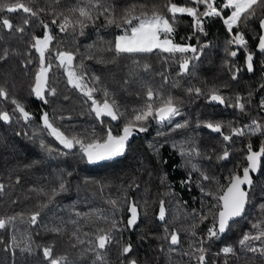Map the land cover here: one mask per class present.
<instances>
[{"label": "trees", "instance_id": "1", "mask_svg": "<svg viewBox=\"0 0 264 264\" xmlns=\"http://www.w3.org/2000/svg\"><path fill=\"white\" fill-rule=\"evenodd\" d=\"M116 9V14H122L123 9L136 6V15L141 11L151 12L156 6L166 16L164 5L166 0H109ZM182 5L184 0H174ZM77 3V0H33L34 8H43L44 12L39 17L30 18L28 25H23V20L28 14L22 11L0 13V18L7 17L14 25L25 28L23 33L14 29L0 28V54L8 50L6 59H0V86L4 87L10 97L20 101L25 109L32 114V119L25 122L19 113H13V105L9 100L0 98V109L13 115L11 122L0 121V183L5 185L0 193V217L24 214L25 220L19 219L6 229L0 230V264H48L43 256L44 246H53V255L58 257L66 255L69 264H93L94 255H82V250L87 244L77 245L70 233L77 226L84 232H94L97 227L107 228L103 220L95 216L90 218L77 217L76 213L99 212L104 215L114 216L122 221V231H114L115 240L122 243L130 242L133 246L127 256L120 254V245L112 243L104 251L107 264H122V261L135 259L137 264H198L195 251L200 246L199 241L204 240L203 246L208 250L205 264H264V256L259 252L253 253L247 248H242L238 241L245 232L256 234L251 227L253 223L264 221V167L260 171L250 173L253 187L249 191V203L245 206V215L237 218L231 229L220 239L207 240V228L211 224V217L203 222L199 216L206 215L211 205L216 204L212 196L201 192L200 186L205 191L216 193L215 181H204L199 172H192L191 166L185 167L188 157L181 156L173 145L185 144L193 146L202 153L212 156L211 160L192 157V163L215 177L221 185H227L228 178L233 170L240 174L242 168L247 166L244 159L247 155V145L251 143L253 150H259L264 141L261 133L253 134L252 128L256 124H264V109L260 107L264 101V54L255 53L254 45L257 41L259 16L240 24L234 31H242L248 41V47L255 54L253 57V71L247 74L243 67L245 53L238 46H230L237 50L238 55L233 58L226 54V41L229 33L220 18H205V31L193 35L192 18L187 14H177L178 22L174 33L177 43H188L194 46L207 45L200 54L199 60H193L189 66V73L177 76L178 65L172 59L166 60L167 53L154 51L149 54H138L134 58L128 55L116 56L114 51H109L110 41L122 34L124 25L117 27L115 24L107 25L101 17L94 24H89L83 30L74 32L70 27L66 32H61L57 25L51 23L55 18L52 9L58 13ZM203 10V6H200ZM228 11V10H226ZM259 13V9H257ZM43 23L49 25L50 34L54 39L50 45L49 56L53 67L48 74V87L56 90L55 95L46 93L48 103L45 104L32 92L34 75L39 66L38 53L30 47L32 37H43L45 29ZM59 23V21H58ZM135 24L136 21H133ZM182 37H191L182 40ZM57 50L71 51L75 55L74 66L84 65L87 73L85 81L89 87L97 89L93 93L98 101L103 100V89L106 88L120 106V110L130 111L140 107L145 100L139 81L148 80L155 87L178 98L179 114L170 121L158 123L151 120L146 132L137 130L130 138L125 154L113 160L97 164H88L81 157L79 146L72 150L63 149L61 145L43 129L41 117L44 112L49 114L54 124L67 135H77L82 139L104 138L110 128L114 135L119 134L124 119L111 120L102 117V121L91 112V101L87 100L79 90L67 82V76L62 68L57 65L55 52ZM179 55V54H177ZM191 56V53L185 54ZM139 61V65L133 63ZM31 60L32 63H28ZM114 60V62H112ZM231 61L235 67L225 65ZM151 67L145 71L144 64ZM240 69L236 72V69ZM233 72L236 79H232ZM158 73H165L169 80L167 84ZM100 77V82H91V76ZM125 80L129 81L125 84ZM178 82L179 87H172ZM216 86L225 98L223 106L207 104L206 96L188 94L189 87H200L205 92ZM251 94V95H249ZM239 95L245 103V111L233 107L235 97ZM223 121L231 122L234 127L244 128V136H233L231 142L223 141L219 133L200 124L198 121ZM188 122L187 127L172 131L175 124ZM222 131L229 133L227 127ZM158 132L164 135H157ZM53 149L49 153L40 146V140ZM227 144L229 157L217 160L216 155L222 151V145ZM162 145V147H161ZM155 146V147H150ZM215 150V151H213ZM264 161V158H262ZM191 172V181L188 180ZM71 173V175H68ZM62 177L67 184V191L58 195L54 201L41 210L36 225L27 223L28 215L35 211L38 204L47 203V198L34 189H43L49 192L58 187ZM19 178V183H17ZM138 206L139 219L132 231L124 230L126 208L129 202ZM115 201V205L111 203ZM160 201L164 202L165 219H159ZM74 219L78 225L65 224L66 231L54 234L45 226L58 225L61 220ZM195 223L194 231L197 236L191 235V225ZM168 228L169 234L175 230L179 236V243L170 245L164 239V229ZM16 237L15 246L12 237ZM30 245L32 251L21 249ZM226 245H232L233 254L225 256L220 252ZM253 247H261V241H252ZM189 253V255H185ZM219 253V255H217ZM99 264V262H97Z\"/></svg>", "mask_w": 264, "mask_h": 264}, {"label": "snow or ice", "instance_id": "2", "mask_svg": "<svg viewBox=\"0 0 264 264\" xmlns=\"http://www.w3.org/2000/svg\"><path fill=\"white\" fill-rule=\"evenodd\" d=\"M33 0H0V13L8 12L14 13L22 11L28 14V17L23 20V25L30 23V18L39 17L40 13L44 12L43 8H34L32 6ZM56 4L60 3V0H55ZM200 6H203L201 10ZM167 13L170 16H166L156 6H153L151 12L141 11L139 15H136V6H130L123 9L122 14L117 15L116 9L109 0H77V3L66 10L59 11L52 9L55 18L52 19L51 23L57 25L61 32H66L70 27L75 32L77 28L81 35L83 30L88 27L89 24H94L101 17L107 25L115 24L117 27H124L122 35H116L114 41L108 42L110 47L109 51H114L118 57L120 55H128L135 57L138 54H149L154 51L167 53L168 57L165 59H172L173 63L178 65L177 76H183L189 73V66L193 60H199L200 54L203 52L207 45H201L199 47L188 43H177L174 39V33L178 22L177 14H187L192 18V24L190 27L193 28V35L196 33H203L207 35L205 31V18L217 17L223 21L228 33L229 39L226 41L225 52L228 56L235 58L238 55L237 50H231L230 46H238L243 49L245 53V64L247 71L252 72L253 69V57L254 52L249 49L248 41L245 38V34L242 31H234L238 29L240 24L246 23L248 20L259 16V28L260 33L257 36L258 43L256 45L257 50L264 54V0H184L182 5H178L174 0H166L164 5ZM259 9V13L257 12ZM226 10H230L226 11ZM59 21V23H58ZM133 21H136L134 24ZM45 29L43 37L33 36L30 47L38 53L39 66L34 75V83L31 87V92L45 104L48 103L46 99V93L55 95L56 90L48 87V74L51 71L53 64L49 56L46 53H50V45L54 39L53 35L50 34L49 25L43 23ZM0 28L8 29L9 31L15 30L16 32L23 33L25 28L20 25H14L11 20L7 17L0 18ZM182 40H190L191 37H182ZM191 53V56L185 55ZM179 54V55H177ZM8 56V50L4 49L0 54V59H6ZM55 60L59 62L57 65L62 68L67 76V82L73 88L79 90L88 101H91V112L95 114L98 120L102 121V117H109L111 120L124 119L123 127L119 134L114 135L112 130H107L104 138H93L85 140L77 135L69 136L59 127L54 124V121L50 119L49 114L44 112L41 120L43 123V129L47 134L53 137L63 149L72 150L77 145L81 153V157L86 160L88 164H97L103 161L113 160L125 154L126 146L133 136L134 131L146 132L148 125L151 120H156L158 123L170 121L172 117L179 114L178 98L172 95L170 92L166 93L161 87H155L152 82L148 80L139 81L140 88L145 96L144 103L138 107L133 108L130 111H121L116 99L112 97L109 91L104 88L103 100L98 101L94 98L93 93L97 91L94 87H89V84L85 81L87 73L84 71V65L74 66L75 55L71 51L57 50L55 52ZM114 62V60L112 61ZM28 63H32L31 60ZM133 63L139 65V61L133 59ZM226 66H230V70L235 65L226 60ZM149 64H144L143 68L145 71L150 69ZM240 69H236L238 72ZM163 79V83H168V76L165 73H158ZM91 82L97 84L100 82V77L92 75ZM232 79H236V74L233 72ZM129 81L125 80V84ZM172 87H179V83L175 82ZM188 94L195 93L197 96L205 95L209 102H218L225 104V98L220 94L219 88L212 86L205 92L200 87H189L186 89ZM251 95V94H249ZM0 98L9 100L14 106L12 109L13 113H19V117L25 122H29L32 119V114L27 111L24 105L15 99L10 97L8 91L0 86ZM242 97L236 95L235 103L231 106L238 108L240 111H245V103L241 102ZM260 107L264 109V101L261 102ZM13 115L8 111L0 109V121L11 122ZM203 124L204 127L210 129L212 132L219 133L223 141L231 142L233 136H244V128L234 127L231 122L225 124L223 121H198L197 126ZM255 127L249 125L246 127L252 128L253 134L261 133L264 134V126L253 122ZM188 122L175 124L172 131L187 127ZM227 127L229 133L225 134L222 129ZM157 135H164V133L158 132ZM40 146L46 149L49 153L53 151L60 152L59 149H53L45 144L44 140H40ZM155 147V146H150ZM162 147V145H161ZM177 148L181 156L188 157L185 167L191 166L192 172H199L200 177L204 181H215L217 184L216 193L211 191H205L201 185V192L207 196H212L216 200V204L209 207L206 215L199 216V221L203 222L211 217V224L207 228V240L220 239L226 234L232 227V224L236 222L237 218L245 215V206L249 203V191L243 186H247L248 189L253 187V179L250 173H255L264 167V141H262L259 150H253L251 143L247 145V155L245 160L247 166L242 168V175L237 174L234 170L228 178V184L221 185L215 177L209 176L204 172L196 163H192V157L211 160L213 157L202 153L198 148L189 146L185 147L184 143L180 145H173ZM215 151V150H213ZM60 154L66 155L67 153L60 152ZM229 157V150L227 144L222 145V151L216 155L217 160H225ZM71 175V173H68ZM58 187L52 188L49 192L43 189H34L47 198V203H41L37 205L35 211L31 212L27 217V223L30 225H36L38 218L40 217L41 210L47 207L48 203H51L55 198L63 192H66L67 184L62 177H58ZM191 181V172L189 173L188 180L182 181L183 184H187ZM19 183V178H17ZM5 185L0 183V193L4 191ZM115 205V201H111ZM264 208V205H261ZM127 211L130 213L127 218L126 224H124V230L134 229L139 219L138 206L135 202H129ZM77 217L90 218L95 216L98 220H103L108 224L107 228L97 227L94 232H84L83 237H91L87 240L81 236V228L77 226L75 230L70 233V237L74 238L75 243H72L73 248L77 245L87 244L88 246L82 250V255L93 254L95 259L93 264H107L104 256V251L108 245L117 243L120 245V254L127 256L133 250V246L130 242L122 243L119 240H115L113 235L114 231H122L120 225L122 221H118L114 216L104 215L99 212L91 213H76ZM17 219L24 222V214H17L7 217H0V230L6 229L9 225L14 224ZM159 219H165V208L164 202L160 201ZM65 224L78 225V221L70 219L68 221L61 220L58 225L51 227L45 226L47 230L54 234H62L67 229ZM196 224L191 225V235L197 236L194 231ZM256 230V234L253 235L250 232H245L238 241V244L242 248H247L248 251L253 253L259 252L261 256H264V221H258L251 225ZM164 239L170 240L171 245L179 243L178 233L173 230L169 234V230L166 227L164 229ZM12 240L15 244L16 237L13 236ZM252 241H261L262 246L257 248L251 245ZM2 242V241H0ZM204 240H200V246L195 249L198 253L196 259L198 264H205L207 249L203 246ZM19 247V244H15ZM22 251L31 252L32 248L30 245L21 249ZM235 251L232 245H226L221 248L220 252L225 256L233 254ZM53 246L43 247V256L48 261V264H69L66 255L54 256ZM189 255V253H185ZM219 255V253H217ZM122 264H137L135 259L122 261ZM227 264V262H225Z\"/></svg>", "mask_w": 264, "mask_h": 264}, {"label": "water", "instance_id": "3", "mask_svg": "<svg viewBox=\"0 0 264 264\" xmlns=\"http://www.w3.org/2000/svg\"><path fill=\"white\" fill-rule=\"evenodd\" d=\"M258 31H259V33H260V28H259V20H258ZM257 43H258V40L256 41V43H255V45H254V52L255 53H259V51L257 50V47H256V45H257ZM243 67H244V69H245V71H246V73L247 74H250L251 72H249V71H247V67H246V64H245V56H244V58H243ZM207 104H210V105H219V106H223L222 104H220V103H218V102H209V100L208 99H206V101H205ZM263 126H264V124H263ZM134 133L135 134H137V130L136 131H134ZM264 135V134H263ZM240 175H242V171H241V173H240ZM228 184V183H227ZM246 186V185H245ZM245 186H243V187H245ZM129 202H131V200L129 199ZM128 202V203H129ZM127 208H128V204H127ZM127 208H126V219H125V223L127 222V218L129 217V215H130V213L127 211ZM129 231H132V229L131 230H129ZM168 242H169V244H170V240H168ZM171 245V244H170Z\"/></svg>", "mask_w": 264, "mask_h": 264}, {"label": "crops", "instance_id": "4", "mask_svg": "<svg viewBox=\"0 0 264 264\" xmlns=\"http://www.w3.org/2000/svg\"><path fill=\"white\" fill-rule=\"evenodd\" d=\"M229 12H230V10H228ZM223 22V21H222ZM224 25V24H223ZM224 27H225V25H224ZM225 29H226V27H225Z\"/></svg>", "mask_w": 264, "mask_h": 264}, {"label": "rangeland", "instance_id": "5", "mask_svg": "<svg viewBox=\"0 0 264 264\" xmlns=\"http://www.w3.org/2000/svg\"><path fill=\"white\" fill-rule=\"evenodd\" d=\"M123 34V33H122ZM122 34H118V35H122ZM42 38V37H41ZM115 38V37H114Z\"/></svg>", "mask_w": 264, "mask_h": 264}]
</instances>
